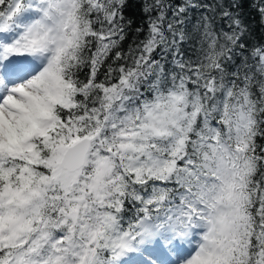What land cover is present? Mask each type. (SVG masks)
Segmentation results:
<instances>
[{
  "label": "snow or ice",
  "instance_id": "obj_1",
  "mask_svg": "<svg viewBox=\"0 0 264 264\" xmlns=\"http://www.w3.org/2000/svg\"><path fill=\"white\" fill-rule=\"evenodd\" d=\"M127 2L0 0V264H264V45Z\"/></svg>",
  "mask_w": 264,
  "mask_h": 264
},
{
  "label": "trees",
  "instance_id": "obj_2",
  "mask_svg": "<svg viewBox=\"0 0 264 264\" xmlns=\"http://www.w3.org/2000/svg\"><path fill=\"white\" fill-rule=\"evenodd\" d=\"M170 3L177 5L182 2V0H169ZM195 3L200 4H211L216 5L218 3H223L225 7L229 8L234 13H239L243 22L248 26V33L244 37V43L251 49L253 46L264 45V20L261 18L260 12L257 10L261 5H264V0H194ZM237 7H233V3ZM204 9H191V21L195 24L196 19L199 15L204 13ZM219 13V8H217V14ZM155 14V13H153ZM212 15V13H208ZM125 15L133 18L136 21L134 27L139 26V23L146 19L144 14L141 12V0H128ZM171 15V13H169ZM225 27V21L218 20L217 28ZM147 25H145V29ZM134 33L130 32L127 40L125 41L123 47L125 50L129 43L132 42ZM138 39H143V34H141ZM246 55H250V52H246ZM251 59L249 63H251ZM264 143V141H260Z\"/></svg>",
  "mask_w": 264,
  "mask_h": 264
}]
</instances>
